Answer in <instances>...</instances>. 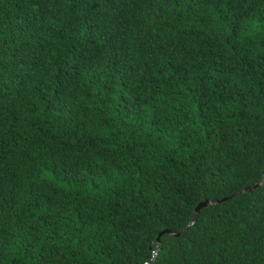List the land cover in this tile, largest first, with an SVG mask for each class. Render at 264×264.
<instances>
[{
    "label": "trees",
    "instance_id": "1",
    "mask_svg": "<svg viewBox=\"0 0 264 264\" xmlns=\"http://www.w3.org/2000/svg\"><path fill=\"white\" fill-rule=\"evenodd\" d=\"M263 170L264 0H0V264H264Z\"/></svg>",
    "mask_w": 264,
    "mask_h": 264
},
{
    "label": "water",
    "instance_id": "2",
    "mask_svg": "<svg viewBox=\"0 0 264 264\" xmlns=\"http://www.w3.org/2000/svg\"><path fill=\"white\" fill-rule=\"evenodd\" d=\"M263 176H264V170H263ZM263 183H264V180H263L262 182L256 183L255 185L248 186V187L242 189L241 191H238L236 194H241V193H245V192H251V191H253L255 188L261 186ZM225 199H226V198H224V200H225ZM216 202H217L216 200H205V201L201 202V203L196 207L195 214H194V216H193V218H192V223L196 222V219H197V217H198V214H199V211H200L201 208L206 207V206L211 205V204L216 203ZM184 230H185V229H184ZM184 230H183L182 232H184ZM182 232H180V233H176V232H173V231H171V230H169V229H165L162 233L159 234V236H158V238H157L156 241H157L158 244L160 243V237H161L162 234L170 233V234H172V235L178 236V235L181 234ZM156 255H157V251L154 252L153 257H152L148 262H145V263H143V264H150L151 262H153V260L155 259Z\"/></svg>",
    "mask_w": 264,
    "mask_h": 264
},
{
    "label": "clouds",
    "instance_id": "3",
    "mask_svg": "<svg viewBox=\"0 0 264 264\" xmlns=\"http://www.w3.org/2000/svg\"><path fill=\"white\" fill-rule=\"evenodd\" d=\"M45 175H47V174H45Z\"/></svg>",
    "mask_w": 264,
    "mask_h": 264
}]
</instances>
